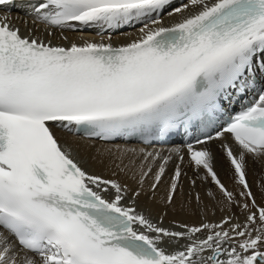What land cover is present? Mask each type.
Segmentation results:
<instances>
[{"label": "snow or ice", "instance_id": "obj_1", "mask_svg": "<svg viewBox=\"0 0 264 264\" xmlns=\"http://www.w3.org/2000/svg\"><path fill=\"white\" fill-rule=\"evenodd\" d=\"M17 6L33 28L13 23ZM128 28L137 34L114 44ZM85 30L99 40L64 34ZM214 124L186 153L127 145ZM96 142L111 145L93 157L109 176L79 159ZM250 162L264 171V0H0V264H264ZM161 191L173 211L194 201L199 218L165 226L167 212L154 222L138 210Z\"/></svg>", "mask_w": 264, "mask_h": 264}, {"label": "bare ground", "instance_id": "obj_2", "mask_svg": "<svg viewBox=\"0 0 264 264\" xmlns=\"http://www.w3.org/2000/svg\"><path fill=\"white\" fill-rule=\"evenodd\" d=\"M12 17H13V23L16 26L21 27L22 31H26L27 29H31L34 27V25H32L31 23V18L25 17L24 14L19 10L14 11L12 13ZM17 17H19V19H17ZM163 19L166 25L172 23V20L166 14L163 16ZM26 20L28 21L27 24H25ZM36 34L41 35V36L44 35L42 26L40 28V31L37 32ZM64 34L67 35L70 40L75 41V42H81L83 39H87V38H94V39L99 40V36L96 34L95 31H92V30H85L83 32L68 31V32H65ZM136 34H137V29L128 28L124 30V34H120V33L113 34L112 42L116 45H119L120 43H124L132 39ZM58 35L59 33L57 32V36ZM53 42L54 43H67L66 41H61L59 39H55ZM80 143H83V142L81 141ZM117 144H120L122 146L124 145L121 143H117ZM127 145L129 147H137V148L142 147L140 145H134V144H127ZM105 147H111V145L110 144L105 145L104 143L96 142L94 149H90L87 152H83V151L80 152L79 159L81 161L82 166L85 167L86 170H88L89 172L96 173V174L102 173L105 176H109L110 175L109 169L112 167V164L109 163L108 168H104L103 165H101L96 159L93 158L94 156L98 154L96 150H99L100 152H102ZM172 147H177V146L152 147V148L146 147V148L149 151L153 150V148H155L156 150L164 149L165 152L167 153V151L171 149ZM208 147H210L211 151L213 152L215 156L216 170L222 182H224L226 186H228L231 189L234 186V181L231 178V173L229 171L228 164L223 159V156H222L223 150L220 147V142L217 141V142L211 143L210 145H208ZM183 152L186 153V149H183ZM174 160L175 162L179 163V161L176 160L175 156H174ZM182 167H183V171L187 173V176L182 178V189H183L184 194L186 195L191 190V186L188 183V177L193 176L194 169L188 166L187 157L185 158L184 165ZM201 175L203 174L201 173ZM115 178H122V176L115 177ZM165 179L167 180L168 177H165ZM248 179H249V182L252 184V190L256 195L257 202L258 203L262 202V194H264V171H261L260 166L258 164L253 165L250 162L249 168H248ZM129 183L131 182L129 181ZM145 187H147V185H145ZM211 188L212 186L207 181L198 180L197 186L194 191L200 192L203 198L207 196V192ZM162 196H163V192L161 191L160 197L157 198L156 204H151L148 202L147 197H142L139 202L138 210L145 211L146 214L150 211L151 212L150 218H153L154 222H155V217L158 213L160 215H163L165 212H167L168 216L165 220V226H167L168 221L172 220L173 218L177 220H183L186 222L191 221V220H196L199 218L192 214L195 211V208L192 207V205H194V201H192L190 205L189 200L181 197L176 206V210L173 211L164 206L162 199H161ZM205 203H207V200H205ZM181 205H183L187 211H180L179 209ZM209 207H211V205H209ZM213 211H215L216 214L215 216H212L210 213L209 219L215 222L219 218L221 213L217 210H213ZM237 215H239L238 210H237ZM241 219H243V217H241Z\"/></svg>", "mask_w": 264, "mask_h": 264}]
</instances>
